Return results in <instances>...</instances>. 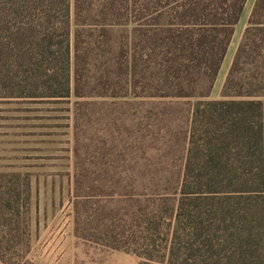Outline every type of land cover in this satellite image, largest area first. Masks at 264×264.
<instances>
[{
	"label": "trees",
	"instance_id": "trees-1",
	"mask_svg": "<svg viewBox=\"0 0 264 264\" xmlns=\"http://www.w3.org/2000/svg\"><path fill=\"white\" fill-rule=\"evenodd\" d=\"M243 3L0 0V100L190 99L181 161L167 178L171 214L165 227L151 229L164 228L163 264H264V0H253L219 96L208 97ZM173 127L165 135H174ZM151 164L126 168L143 173ZM107 202L98 204L104 217L73 203L75 239L98 238L102 220V237L115 239L117 213ZM28 203L27 176L0 170L1 261L27 243ZM155 211L145 212L146 230ZM142 259L137 264L151 256Z\"/></svg>",
	"mask_w": 264,
	"mask_h": 264
},
{
	"label": "rangeland",
	"instance_id": "rangeland-1",
	"mask_svg": "<svg viewBox=\"0 0 264 264\" xmlns=\"http://www.w3.org/2000/svg\"><path fill=\"white\" fill-rule=\"evenodd\" d=\"M245 24L246 18H241L237 40L234 36L224 53L209 98L219 96ZM189 106V98L172 97L70 94L57 100L1 99L0 170H18L27 176L29 203L27 243L10 262L0 260V264H41L37 251L30 247L43 240L37 238L46 236L47 229L64 227L69 219L72 222L74 202L77 211L91 213L98 212V204L106 201H112L109 204L117 213L110 227L115 239L102 237L98 229L108 221L98 222V238L72 239L73 264H119L125 254L132 255L136 264L147 254L151 256L148 264H163L164 228L151 229L161 223L165 227L171 214L167 178L176 175L181 161ZM170 126L177 127L171 137L165 135L172 132ZM141 161L152 163L151 170H127L128 163ZM111 192L113 198H106ZM148 208H156L153 222L147 223L150 230L144 219ZM105 211L100 210V215L104 217ZM86 222L92 225L95 220ZM102 230L108 237L109 228ZM114 242L120 244L119 249L105 247Z\"/></svg>",
	"mask_w": 264,
	"mask_h": 264
},
{
	"label": "crops",
	"instance_id": "crops-1",
	"mask_svg": "<svg viewBox=\"0 0 264 264\" xmlns=\"http://www.w3.org/2000/svg\"><path fill=\"white\" fill-rule=\"evenodd\" d=\"M253 3V0H244L243 6L241 8V12L239 14V17L233 26V32L231 34L232 38L230 37L231 41L229 44H231L232 39L234 36H237L239 34L235 35L236 27L242 18L244 20L247 18L248 13L250 11L251 5ZM243 22V21H242ZM241 28V25H240ZM243 29V28H242ZM242 32V31H241ZM241 34V33H240ZM239 40V39H238ZM238 42V41H237ZM228 46V47H229ZM228 50V49H227ZM227 53V52H226ZM215 83V82H214ZM72 222L67 220V222L62 226L53 227L51 229H47L48 233L44 237H39L37 239H43L40 241V243L37 244L35 247H30L31 251L36 250L37 251V261L41 264H73L72 259V239H75L72 234ZM124 262L125 264H136L135 259L130 254H125L123 256V259L118 261L117 263L122 264Z\"/></svg>",
	"mask_w": 264,
	"mask_h": 264
}]
</instances>
